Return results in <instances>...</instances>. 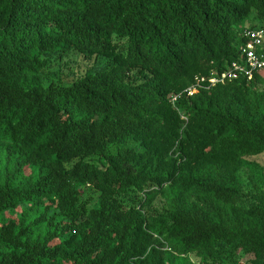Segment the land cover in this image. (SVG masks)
I'll list each match as a JSON object with an SVG mask.
<instances>
[{"label":"trees","instance_id":"16d2710c","mask_svg":"<svg viewBox=\"0 0 264 264\" xmlns=\"http://www.w3.org/2000/svg\"><path fill=\"white\" fill-rule=\"evenodd\" d=\"M263 26L264 0H0V215L28 216L0 227V264H264V200L245 206L239 176L264 191L245 161L264 154V77L185 93ZM70 53L106 64L44 85Z\"/></svg>","mask_w":264,"mask_h":264},{"label":"rangeland","instance_id":"374dc122","mask_svg":"<svg viewBox=\"0 0 264 264\" xmlns=\"http://www.w3.org/2000/svg\"><path fill=\"white\" fill-rule=\"evenodd\" d=\"M249 25V24H245ZM53 65L49 68V74L43 79L44 85H49L51 83L70 86L78 79L85 76L88 71L98 72L102 67L105 66L106 61L104 59H84L81 55L77 53H70L67 57L62 60L57 58H52ZM136 144L127 141L119 145H111L110 152L116 154L120 150L127 148H135ZM137 148V147H136ZM97 160V158H92ZM248 163H254L260 168H262V174L264 175V154L257 157H250L245 159ZM11 163H7L5 156L3 155V150L0 151V172L6 173L11 172ZM30 174V170L24 169L23 175L27 177ZM250 175L249 169H242L239 172V176L242 180L241 191L244 195V205H262V200H264V191H255V187L248 180ZM83 196L81 201L94 205L97 199V195L88 187L82 189ZM164 207V202L162 199L158 198L154 202L152 208L157 211H161ZM28 216L26 214V207L21 206L16 210L7 211L0 215V227L9 221H17L21 219H26ZM167 250V249H165ZM168 264H251V258L242 254L241 252H236L234 256L228 254L227 249H221L213 257L204 258V256L198 254H190L187 257L174 258L171 263Z\"/></svg>","mask_w":264,"mask_h":264},{"label":"built area","instance_id":"2783aa9c","mask_svg":"<svg viewBox=\"0 0 264 264\" xmlns=\"http://www.w3.org/2000/svg\"><path fill=\"white\" fill-rule=\"evenodd\" d=\"M243 37L244 42L239 47V60L231 63L221 73L212 72L210 75L194 78L192 85L185 91L187 96L241 78L250 81L255 75L264 77V26L245 30Z\"/></svg>","mask_w":264,"mask_h":264}]
</instances>
